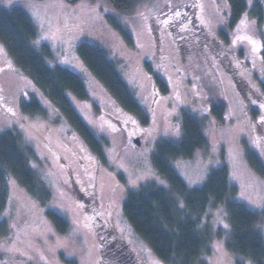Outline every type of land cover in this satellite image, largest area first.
Instances as JSON below:
<instances>
[{
    "label": "rangeland",
    "instance_id": "obj_1",
    "mask_svg": "<svg viewBox=\"0 0 264 264\" xmlns=\"http://www.w3.org/2000/svg\"><path fill=\"white\" fill-rule=\"evenodd\" d=\"M191 3L137 0L133 8L121 10L110 0H0V9L20 7L27 12L38 30L33 46L39 52L50 47L52 57L46 62L51 68H67L84 80L91 98H69L104 145L103 158H99L34 77L14 65L0 42V131L18 137L42 192L32 195L17 178L7 176L0 190L7 197L0 216V264H100V234L111 257L118 242L113 247L110 241L117 236L132 250L137 264H167L135 232L123 208L129 193L141 185L164 183L153 157L162 141L183 140L185 112L201 122L210 146L192 159L174 161L175 169L184 180L187 176L198 181L187 184L195 188L203 186L213 169L227 165L239 189L233 200L262 213L259 229L264 235V209L254 206L264 205V177L251 168L245 151L248 140L264 160V140L260 132L253 135L250 130L233 79V74L242 75L251 87L264 80V0H247V10L234 23L231 0H195V13L191 9L189 14L195 16L202 33L196 27L193 32L174 34L163 24L169 11ZM257 3L263 8L262 19L255 12ZM223 32L228 41L223 40ZM202 34L207 43L200 41ZM41 36L48 39L37 44ZM83 43L99 47L116 64L146 113V124L125 110L89 70L79 55ZM147 63L166 81L167 93L152 82ZM34 101L43 113L24 111V105ZM218 102L226 103L229 114L223 125L210 114L211 105ZM177 125L179 136L173 134ZM42 190L48 191L49 198ZM80 194L89 198L82 199ZM221 208L211 207L202 215V231L210 234L209 251L198 264H236L240 259L227 247L232 229L224 207L228 229L214 224ZM51 211L68 222L67 232L59 231L48 215ZM110 261L106 264H116Z\"/></svg>",
    "mask_w": 264,
    "mask_h": 264
},
{
    "label": "trees",
    "instance_id": "obj_2",
    "mask_svg": "<svg viewBox=\"0 0 264 264\" xmlns=\"http://www.w3.org/2000/svg\"><path fill=\"white\" fill-rule=\"evenodd\" d=\"M68 1L74 3L79 0ZM136 1L110 0L117 9L121 10L133 8ZM192 3L185 8L179 7L174 11L173 9L169 11L168 18L170 19L167 18L163 24H167L166 26L172 29L174 34L193 32L196 27L202 33V27L196 26L195 16L189 14L191 9L195 13V0H192ZM231 3L234 23L247 10V0H231ZM262 11V6L257 3L255 12L261 19ZM178 19L183 21L176 25ZM151 30L156 33L155 25L151 24ZM225 36L227 34L223 32V40L228 41ZM37 37V27L25 10L20 7L10 10L0 9V42L6 46L14 65L34 77L38 86L65 114L83 140L99 158H103V141L83 121L69 98V95H74L80 100L91 98L84 80L67 68L61 66L51 68L46 62V58L52 57L51 49L49 46H44L43 52L37 51L33 46ZM127 37L130 41L131 37L128 35ZM200 37L202 43H207L206 35L202 34ZM214 46L220 47L218 43H214ZM79 55L89 70L110 89L125 110L138 115L142 123L146 124L148 119L144 109L107 53L99 47L83 43L79 46ZM218 56L223 55L221 53ZM149 65L147 63L152 82L163 93H167L166 81L153 69L152 65ZM233 79L243 101L250 130L253 135L260 132L264 140V124L260 123L261 117H264V107H260L264 104V80L260 81L258 87H251L242 75L233 74ZM252 100H256L257 103L252 104ZM24 111L41 114L43 107L34 101L25 104ZM210 114L219 125L229 120L227 105L224 102L211 105ZM182 120L183 140L178 143L162 141L158 144L153 157V164L164 183L151 181L129 193L123 208L128 222L152 248L159 261L167 264H198L205 252L209 251L210 234L202 231L204 228L201 224L202 215L211 207H224L232 229L227 247L231 253L240 258L236 264H264V235L259 229L263 215L246 204L233 200L239 194V189L233 183L228 166L213 169L203 186L195 188H190L175 169L174 161L192 159L198 152L210 146V139L197 118L185 112ZM245 151L251 168L259 176L264 177V160L260 150L246 140ZM9 175L17 178L30 194L42 193L38 190L39 177L30 166L18 137L14 133L0 131V190H4V182ZM42 191L46 197L49 196L47 190ZM4 194L0 191V216L7 202ZM177 195L183 203L182 208L176 202ZM48 215L61 233L67 232L69 224L63 217L52 211L48 212ZM113 238L110 245L114 247L118 242V251H116H124L119 256H115V251H113V258L115 256L113 261L116 264L139 263L132 250L126 249V243L119 240L117 236ZM132 259L134 260L131 261Z\"/></svg>",
    "mask_w": 264,
    "mask_h": 264
},
{
    "label": "snow or ice",
    "instance_id": "obj_3",
    "mask_svg": "<svg viewBox=\"0 0 264 264\" xmlns=\"http://www.w3.org/2000/svg\"><path fill=\"white\" fill-rule=\"evenodd\" d=\"M262 34H264V33H262ZM47 39H48L47 36H41L37 40L36 43L39 44L41 40H47ZM64 63H67V62L65 61ZM251 103L255 105L257 103V101L256 100H252ZM260 107H264V104H261ZM260 123L261 124H264V117H261ZM165 134L167 135V133H165ZM173 134L176 135V136H179L180 135V129H179V126L178 125L173 130ZM157 179H158V177H157ZM185 180L187 181V184L188 185H190L192 183L198 182V181H194L191 177H187V176L185 177ZM130 183H132V181H130ZM160 183H163V182L161 181ZM241 197L244 198V199H247L246 197H244L243 193H241ZM176 202L179 205V207H181V208L183 207V203L180 200V198H179L178 195L176 196ZM249 203H251V201H249ZM254 206L255 207H260V208L264 209V205H254ZM223 215H225V214L223 212V209L221 208L217 213H215L216 219L214 221V224H221V225H223V228L224 229H228L229 225L226 224V223H224ZM212 247L213 248H217L218 245L213 244ZM157 264H159V262H157Z\"/></svg>",
    "mask_w": 264,
    "mask_h": 264
},
{
    "label": "flooded vegetation",
    "instance_id": "obj_4",
    "mask_svg": "<svg viewBox=\"0 0 264 264\" xmlns=\"http://www.w3.org/2000/svg\"><path fill=\"white\" fill-rule=\"evenodd\" d=\"M73 187H74V190L76 191V193H79V188H78V185L77 184H75V183H73ZM81 195V198L82 199H85V198H89V196L88 195H82V194H80ZM78 196H79V194H78ZM95 204H97V201L95 202ZM90 214V213H89ZM100 216V214L98 213V214H96L95 216ZM95 216H93V215H90V217L93 219ZM95 219V218H94ZM96 221V220H95ZM102 235L103 234H100V241H99V243H100V253H101V255H102V257L101 258H103L102 259V261H100V264H106V262L108 261V262H111L110 260H113V259H115V258H113V256L111 257V255H110V253H109V249L107 248V245H105V244H103V237H102ZM102 237V238H101ZM102 241V242H101ZM118 251V249H117V247H116V249L114 250L115 251V256H119L120 254H122L124 251H119V252H117ZM112 254H113V251H112ZM110 259V260H109ZM112 264V263H111ZM129 264H131V263H129Z\"/></svg>",
    "mask_w": 264,
    "mask_h": 264
},
{
    "label": "water",
    "instance_id": "obj_5",
    "mask_svg": "<svg viewBox=\"0 0 264 264\" xmlns=\"http://www.w3.org/2000/svg\"><path fill=\"white\" fill-rule=\"evenodd\" d=\"M137 145H138V146L140 145V142H139V141H137Z\"/></svg>",
    "mask_w": 264,
    "mask_h": 264
}]
</instances>
